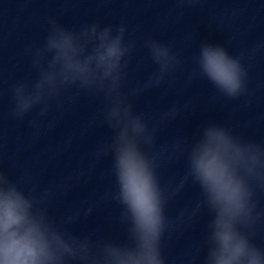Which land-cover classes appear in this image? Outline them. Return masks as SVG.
Instances as JSON below:
<instances>
[{
    "label": "clouds",
    "instance_id": "obj_1",
    "mask_svg": "<svg viewBox=\"0 0 264 264\" xmlns=\"http://www.w3.org/2000/svg\"><path fill=\"white\" fill-rule=\"evenodd\" d=\"M50 24L45 45L32 54L38 79L13 85V113L23 118L40 105L43 115L48 102H59L61 94L73 85L104 94V119L115 136L103 151L113 156L114 199L123 206L128 242H105L93 252L87 239L62 231L47 216L39 206L42 200L25 194L0 172V264H66L67 258L84 264H166L161 242L168 227L167 196L160 186L156 160L146 151L154 143V134L121 91L127 76L125 57L135 42H125L124 25L114 30L93 23L76 32L55 20ZM146 46L159 70L144 89L160 85L178 63L168 46L156 40L146 41ZM196 64L197 74L207 78L220 94L237 98L246 91L248 73L242 58L232 56L225 46L201 43ZM166 115L174 118L176 110ZM188 165L189 175L214 214L205 240V264H264V252L251 242L247 231L256 219L250 182L264 184V150L234 137L219 124L208 123L188 151ZM133 246L137 251H128Z\"/></svg>",
    "mask_w": 264,
    "mask_h": 264
}]
</instances>
